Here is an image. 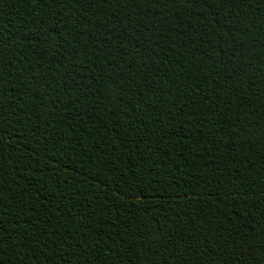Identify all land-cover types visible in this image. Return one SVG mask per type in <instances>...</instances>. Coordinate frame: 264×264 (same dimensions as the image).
Here are the masks:
<instances>
[{"label": "trees", "instance_id": "trees-1", "mask_svg": "<svg viewBox=\"0 0 264 264\" xmlns=\"http://www.w3.org/2000/svg\"><path fill=\"white\" fill-rule=\"evenodd\" d=\"M0 264H264V0H0Z\"/></svg>", "mask_w": 264, "mask_h": 264}]
</instances>
